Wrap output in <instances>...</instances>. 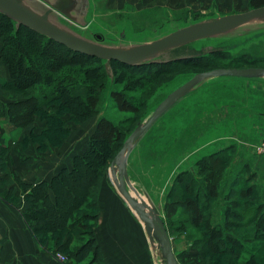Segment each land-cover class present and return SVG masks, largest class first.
Returning a JSON list of instances; mask_svg holds the SVG:
<instances>
[{"label": "rangeland", "instance_id": "374dc122", "mask_svg": "<svg viewBox=\"0 0 264 264\" xmlns=\"http://www.w3.org/2000/svg\"><path fill=\"white\" fill-rule=\"evenodd\" d=\"M95 1L98 4L95 17L110 25H116L123 18H127L133 29L132 32H128V39L135 42L145 40L147 37L159 33L160 30L168 27V25L170 26L175 20L186 17L189 14L207 16L214 14L215 11L233 14L251 9L249 0ZM216 7L219 10L214 9ZM143 31L152 32L153 34L142 33ZM209 42L212 46L218 47L222 41L214 40ZM223 44L230 46V53H222L224 57H211L198 68L187 66L180 72L173 71L164 74L154 82L141 79L145 77V74L144 76L137 74L135 77L122 79L113 87L112 85L107 86L103 92V98L96 100L99 110L97 115L87 118L81 124L73 122L70 115L62 117L71 128V132L67 133L66 139L63 141V137L58 131L60 128L55 120L50 122L47 128L49 130H43V124L36 117L34 121L24 125L23 131L26 133L27 140L25 144L23 143L24 146L17 144L16 152L35 150L47 157L55 155L57 159H65L67 152L77 154L78 157L83 156L88 149L90 138L101 119L105 118L120 129H124L126 133L129 130L133 131L152 109L156 108L173 91L192 79L195 76H192L193 73H202L219 68H264V32L253 37L250 41L242 37L232 40L231 43L223 42ZM1 47L2 39L0 37V58ZM52 60L49 58L47 62V65L51 68L53 66L51 64ZM34 67L42 70L45 65L42 66L41 62H37ZM84 67L90 69L91 65L73 66L68 69L69 71L71 69L76 71L79 69V75L84 77L80 73L85 70ZM68 69L64 68V70ZM35 78L39 80V76L26 73V75L24 74L22 77L19 76L17 78V83L28 84L33 82ZM4 79H11V73L0 59V83ZM114 91L117 95L113 99L112 93ZM0 98L3 101L7 100L1 91V85ZM59 105L58 103L51 104L43 108V113L47 115L53 114L55 119L59 112ZM33 106L34 103L33 105L27 103V106H24L25 108L18 106L21 109L15 113L16 115L26 113L34 108ZM262 114H264V82L235 77H219L205 84L203 88L179 100L153 125L130 153L127 161L130 180L138 191L139 196L164 221L179 264L197 263L195 255L198 254V249L193 246L192 242L198 234L199 239L203 237V234L201 232L197 233L194 228L187 229V231L184 230L182 233L181 231L179 232L176 226L184 218L180 213L181 208L173 205L174 199L169 198L176 178L185 171L196 172L197 164L202 158L222 149L233 147L232 152L227 155L228 158H230L231 154L233 155V160L230 161L231 163L229 162V165H231L226 167L228 180L219 189L220 194L216 205L220 204L221 208L225 207L227 203L225 197L230 187L235 186L238 191L244 187H253L256 189L254 198L244 192L242 196L238 195V193L233 195L232 200H230L238 203L237 205L234 204L232 210L239 216L241 221L252 220V204L247 202L255 201L254 199L258 198L264 199V159L256 152V147L264 142V115ZM0 121H3V119L0 118ZM3 124L7 123L0 122V129L5 127L8 130L9 127L3 126ZM53 132L58 134V139H45L47 135H51ZM12 133V138L20 137L19 130H14ZM105 133L108 134L106 136L107 143L103 142L100 145L102 152L103 150L105 152L107 150L110 151L108 146L111 142L109 139H111L113 131L107 130ZM9 155L0 152V198L13 207H24L23 213L31 208L33 203L34 206L40 207L44 215H34L35 222L27 221L22 213V217L37 243L41 247L46 245L47 250L54 254L56 258L59 255H64L69 263L73 261L74 264H87L90 261L89 257L83 260L82 263H78L77 260L71 259L70 250L74 251L80 245L78 240L80 233L90 230V226L96 225L98 216L95 215L101 212L102 201L114 200L115 194L122 199L109 177V168L107 170L106 168L103 169L100 162L101 158L98 156L93 159L94 167H98L95 174L90 171L92 170L90 166L85 165V163L82 164L81 168H79V174L72 179L64 180L62 183V191L60 192L62 209L59 206V211L51 213L39 195L34 198L27 195L29 189L23 187L20 183L21 179L17 177L19 175L18 172L11 175L12 168L19 170L23 168L16 162L17 154L10 152ZM75 159L72 160L73 166L75 165ZM93 169L95 170L96 168ZM210 172H208V178L215 175ZM235 180L238 181L237 185ZM244 180H248V182H245L242 186L241 182ZM12 188L13 191L11 192L9 189ZM256 205L254 203V207ZM65 213L69 214L65 216ZM85 213L90 216L83 220L82 225L79 227L67 226L60 232H43L40 234L35 233L32 229V227L45 228V225L51 227L53 224L59 226V224H63L64 219H68L66 223L68 221L70 225ZM252 226L254 227V224ZM170 230H172V234ZM250 230V227H246V229L236 230L234 233L236 238L243 240L244 235L249 234ZM190 233L192 237L189 236ZM58 236L61 237L62 243H68L70 238L76 237L67 252L56 251V244L59 242ZM40 237L46 240L44 244L41 243ZM233 237H235L234 234ZM245 245L249 250H252L255 258L260 259V257L264 256V240H258L253 243H248L246 240ZM156 249L160 264H166L161 250L159 248ZM234 249L236 253H239L240 250L238 251V248L235 247ZM220 258H236L234 260L237 264H243L245 263L244 260L250 259L247 255L238 254L234 257L230 256V254L222 255Z\"/></svg>", "mask_w": 264, "mask_h": 264}, {"label": "trees", "instance_id": "16d2710c", "mask_svg": "<svg viewBox=\"0 0 264 264\" xmlns=\"http://www.w3.org/2000/svg\"><path fill=\"white\" fill-rule=\"evenodd\" d=\"M249 1L251 2L250 8L264 6V0ZM256 2L262 3L257 4ZM95 3L97 4L96 1ZM203 16L205 15L196 16L189 14L188 16L179 18L175 21H187L190 17L199 19ZM0 37L2 39L0 59L2 63L9 68L11 73V79H4V81L0 83L4 98L7 99L6 101H0V118L3 119V121L0 122L11 124V126L14 127L15 130H19L21 134L24 125L34 121L36 117L39 118L41 124H43V130L47 129L50 122L55 120L60 128L58 131L60 135H62L63 141L66 139L65 136L67 133L71 132V128L62 118L63 116L70 115L73 122L81 124L87 118L99 113L96 100L103 98V92L110 82L102 60L74 52L66 46L41 36L26 27H21L16 30L14 23L3 15H0ZM219 56H223V54L217 53L198 59L144 66H128L113 61L111 63L114 74L113 85H117V83L124 78L128 79L130 77H135L137 74H142L143 76L145 74V77H142L141 79L154 82L164 74L173 71L180 72L187 66L198 68L203 62L211 59V57ZM49 58L53 59L51 61V64L53 65L52 68L47 65ZM37 62H41L42 66L45 65V67H42V70L35 69L34 64H37ZM85 65H91V68L86 69L84 67L85 70L80 72L84 77L79 75V69L77 71L73 69L69 71L68 69L73 66L81 67ZM64 68L68 70H64ZM26 73L39 76V80L37 77L33 79V82H29L28 84H18L17 78L19 76L22 77L24 74L26 75ZM198 73L199 72L193 73L192 76ZM115 95L117 94H115L114 91L112 93L113 99L115 98ZM27 103L30 105H33L34 103V108L26 113L16 115L15 112H18L21 107L27 106ZM57 103L60 105L59 112L55 116V119L53 114L47 115L43 113V108ZM107 130L113 131L111 139H109L111 142L108 146L110 151L107 150L105 152L103 150L102 152V147H100V145L103 142H106V136L108 134H106L105 131L107 132ZM131 131L132 130H129L126 133L124 129H120L115 124L103 118L98 122L96 130L90 138L88 149L83 156H76L75 165L71 170L65 169L60 172L58 176L54 177L51 182L44 181L36 185L27 184L23 182L19 176L17 177L21 179L20 183L22 186L29 189L27 191L29 197L34 198L39 195V197L42 198V202L51 213L59 211V206L61 207L60 209H62L60 192L62 191L61 188L63 181L72 179L75 175L79 174V168H81L84 163L85 165L90 166L92 169L90 171H93V174H95L98 169L97 166L94 167L93 159L95 156L101 158V165L103 166V169L106 168L107 170L117 153L122 149L127 137L131 134ZM46 138L47 140H51L58 139L59 137L56 132H53L51 135H47L45 139ZM17 140L19 141V137H11L9 144L6 145L0 143V152L10 156L9 154L12 152V143ZM26 140L27 137L17 142L24 146ZM232 148L233 147H228L202 158L197 164L196 172L185 171L179 174L169 194V198L174 199V204L173 201L172 204L181 208L180 213L184 217L180 221L181 223L179 222L178 225H176L179 232L194 228V230H197V233L201 232V234H203V237L200 239L198 234L192 242L193 246L198 249V254L195 255L197 259L196 264H237L235 262L236 258H220L222 255L226 256L228 254L232 257L237 254L247 255L250 259L244 260L245 263L243 264H264V256L260 257V259L257 257L255 258L252 250H249L245 245L246 240L248 243L264 240V199L257 197L258 199H254L256 202H247L249 204L251 203L253 208L251 210L253 211V218L247 222L241 221L239 216H237L232 210L234 204L237 205L238 203L230 201L232 200L231 198L233 195L238 193V195L240 194V196H242L244 192L254 198L256 189L253 187H244L238 191L235 186L230 187L229 192L225 197L227 199L225 207L221 208V206H219L220 204L216 205L220 194L219 189L220 187H223L228 180L226 167L229 165V162L233 160V155L231 154L230 158H228L227 155L232 152ZM93 168L96 169L94 170ZM12 170L11 175H14L15 172H12ZM81 171L80 173H82ZM210 171L215 175L208 178V172ZM245 182H248V180L242 181L241 185L243 186ZM237 184L238 181H236V185ZM9 190L12 192L13 188ZM254 203L257 204L256 207H254ZM23 214L27 221L35 222L34 215L42 216L44 215V212L40 207L34 206L33 203L32 207L27 209ZM68 214L69 213H65V216ZM88 216L90 215L85 213L82 217L74 220L70 225L68 224V221L66 223V220L68 219H64L63 224H59V226L53 224L51 227L45 225V228L31 227L33 231L38 234L43 232H60L62 229L67 228V226L74 228L81 226L83 220L87 219ZM253 224L254 227L252 226ZM246 227H250V233L244 235L243 240L236 238L234 231L246 229ZM170 232L172 234V230H170ZM233 234L235 237H233ZM190 235L191 233L189 236ZM79 236V239L78 237L77 239L79 240L80 245H78L74 251L70 250L71 259L74 261L77 260L78 263H82L83 260L89 257L90 261L87 264H102L100 263L101 258L99 256V247L95 238L94 226H90V230L88 229L87 231L80 233ZM58 238L59 242L56 244L57 252H67L76 239V237L70 238L68 243H62L61 237L58 236ZM40 240L43 244L44 241H46L41 237ZM235 247L238 248V251L240 250V254L236 253L234 249ZM68 262L66 264H68Z\"/></svg>", "mask_w": 264, "mask_h": 264}, {"label": "water", "instance_id": "95a60500", "mask_svg": "<svg viewBox=\"0 0 264 264\" xmlns=\"http://www.w3.org/2000/svg\"><path fill=\"white\" fill-rule=\"evenodd\" d=\"M94 0H0V15L9 18L16 30L26 27L41 36L66 46L74 52L104 62L113 86L111 63L128 66L165 64L230 53L232 40H252L264 32V6L248 11L223 14L215 11L199 19L174 21L159 33L135 42L128 39L131 23L123 18L116 25L95 17ZM222 41L212 46L209 41ZM219 77H235L264 82V68H219L196 74L168 95L141 120L127 137L122 149L109 167V177L129 208L143 224L150 243L159 248L166 264H179L164 221L138 194L130 180L127 161L130 153L153 125L179 100ZM108 85V86H109Z\"/></svg>", "mask_w": 264, "mask_h": 264}, {"label": "crops", "instance_id": "0c3cea01", "mask_svg": "<svg viewBox=\"0 0 264 264\" xmlns=\"http://www.w3.org/2000/svg\"><path fill=\"white\" fill-rule=\"evenodd\" d=\"M1 99L0 101H3ZM4 125L9 128L8 130L5 127L0 129V143L7 145L15 129L11 124ZM21 134L19 141L26 137L24 131ZM17 141L12 143L11 151L17 154L16 162L23 169L13 168V171L18 172V176L27 184L51 182L63 170L73 168L72 160L77 154L67 152L65 159H57L55 155L47 157L35 150L16 152L19 142ZM113 199L102 201V210L94 225L100 263L160 264L157 249L150 243L141 221L134 215L123 198L120 199L115 194ZM23 208L13 207L0 198V264H66L68 261L59 262L56 256L47 250L46 245L41 247L37 243L22 217ZM68 264H74V262L70 261Z\"/></svg>", "mask_w": 264, "mask_h": 264}, {"label": "built area", "instance_id": "2783aa9c", "mask_svg": "<svg viewBox=\"0 0 264 264\" xmlns=\"http://www.w3.org/2000/svg\"><path fill=\"white\" fill-rule=\"evenodd\" d=\"M256 152L258 153V155L264 159V142H262L261 144H259L256 147ZM61 263H66L67 262V258L64 255H59L57 258Z\"/></svg>", "mask_w": 264, "mask_h": 264}]
</instances>
